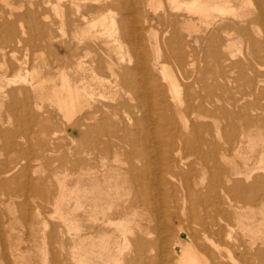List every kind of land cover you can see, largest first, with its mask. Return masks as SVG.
Segmentation results:
<instances>
[{"label": "rangeland", "instance_id": "obj_1", "mask_svg": "<svg viewBox=\"0 0 264 264\" xmlns=\"http://www.w3.org/2000/svg\"><path fill=\"white\" fill-rule=\"evenodd\" d=\"M52 1L0 0V82L6 92L13 91L0 96V264L79 263L74 238L79 221L86 235L93 236L87 242L90 264L107 260L90 253L98 239L121 247V257H127L130 239L138 236L147 241L145 259L128 264H177L176 252L190 240L216 254L222 264H264V10L258 23L250 27L245 22L259 7L264 9V0H230L233 10L211 9L209 15L192 13L190 0H184L186 5L156 0L162 3L156 10L150 0H60V8ZM214 1L218 3H209ZM90 5L111 12L114 37L90 23L97 16L88 11ZM92 66L96 76L88 70ZM33 71L44 80L45 100L35 98L29 84ZM122 76L127 84L119 83ZM64 77L74 87L82 77L85 82L92 78L88 83L98 84L95 92L104 83V91L113 93L111 98L94 93L92 102L89 96L81 98L86 102L69 121L51 87L60 89ZM159 87L170 103L171 94L173 102L192 99L195 108L179 114L188 128L173 107H162L163 96H154ZM130 118L137 124L126 128ZM243 127L248 134H241ZM128 162L135 173L148 175L131 178ZM62 184L69 187L67 201L58 199ZM76 200H81L79 208ZM104 215L111 216V224L102 220ZM204 225L211 226L207 234L214 243L203 236ZM126 228L135 233L128 231L124 243Z\"/></svg>", "mask_w": 264, "mask_h": 264}, {"label": "bare ground", "instance_id": "obj_2", "mask_svg": "<svg viewBox=\"0 0 264 264\" xmlns=\"http://www.w3.org/2000/svg\"><path fill=\"white\" fill-rule=\"evenodd\" d=\"M9 1V0H8ZM70 1H73V3H75L76 2V0H70ZM170 1H174V4L176 3V2H184V4L186 3L184 0H170ZM218 1V3L216 2V1H214V2H216L217 4H215V5H213V4H211V3H213V2H211V0L210 1H208V0H190V3H188L187 4V6L190 8V10L191 11H193L192 13H194L195 15H197L196 13H199V15L200 14H203V15H209L210 14V12H211V9H216V8H218V10L220 11H229V10H233V8H235V7H233V5H231V4H229V2H230V0H220V1H222V2H219V0H217ZM45 2H47V3H53V1L52 0H45ZM162 2V1H161ZM160 2V3H161ZM209 2H211V3H209ZM55 3L57 4L56 6L58 7V8H60V6H61V2H60V0H56L55 1ZM263 3V2H262ZM110 4V3H109ZM118 4H119V2H118ZM149 4H150V7L151 8H153V10H156L157 9V7L159 6H161L162 5V3H161V5L159 4L158 5V3H157V1L156 0H150L149 1ZM173 4V5H174ZM248 4V3H247ZM96 5V4H95ZM95 5H90L89 7H88V11L91 13V14H96L97 16L96 17H93V19H91L90 20V23H93V24H100L101 26H102V29H101V31L102 30H104L105 32H108L107 34L108 35H111L112 33L114 34L115 32H112V31H114V30H112L113 29V27L115 26L116 27V24L114 25V19L112 18L113 16L111 15H109V13H111V12H104L103 11V8L104 7H96ZM119 5H121V3L119 4ZM172 5V4H171ZM172 5V6H173ZM176 5V4H175ZM186 5V4H185ZM184 5V6H185ZM78 6H80V4L78 5V3H77V7ZM99 6V5H98ZM109 6V5H108ZM122 6V5H121ZM182 6H183V4H182ZM186 6V7H187ZM263 6H264V4H263ZM163 7V6H162ZM176 7V6H175ZM185 8V7H184ZM54 9V8H53ZM120 9H122V7L120 8ZM177 9V8H176ZM152 10V9H151ZM217 10V9H216ZM242 10L243 9H241L239 12H242ZM263 8L262 7H259L258 8V11H257V14H256V16L255 17H253V18H247V20L245 21V22H247V24H249V23H255L256 24V22L258 23L259 21H257V20H259V19H261V17H262V12H263ZM126 11V10H125ZM124 10H123V12L121 11V13L123 14L124 12H125ZM171 11V10H170ZM237 12V10H235L234 9V12ZM232 12V11H231ZM189 13L190 14H188V15H190V17H191V12L189 11ZM244 13L246 14V12H243V15H244ZM237 14H238V12H237ZM236 15V14H235ZM242 14L240 13V18H242V16H241ZM193 16V15H192ZM238 16V15H237ZM87 17V15H86V13L84 14V13H82V18L83 19H87L86 18ZM199 17V16H198ZM201 17L202 16H200V20H201ZM243 19V18H242ZM192 20V19H191ZM201 21H203V20H201ZM200 21V22H201ZM196 22V21H195ZM207 23V22H206ZM97 24V25H98ZM197 24L199 25V22H197ZM196 24V25H197ZM208 24V23H207ZM250 25V27H251V24H249ZM253 25V24H252ZM44 26H46V24L44 25ZM50 26V25H49ZM100 26V27H101ZM195 26V25H194ZM193 27V26H192ZM191 27V28H192ZM200 27V26H199ZM241 27V26H240ZM254 26H252V28H253ZM95 28H96V26H95ZM117 28V27H116ZM116 28H114V29H116ZM248 28V27H247ZM99 29V28H98ZM189 29V28H188ZM224 29V28H223ZM98 31V30H97ZM117 31H118V29H117ZM154 31V30H153ZM177 31V30H176ZM247 31V30H246ZM7 32H9V31H7ZM99 32V31H98ZM103 32V31H102ZM112 32V33H111ZM104 33V32H103ZM103 33H102V38L103 37H107V35H103ZM109 33H111V34H109ZM156 33V32H155ZM226 33V32H225ZM231 32H229V34H230ZM95 34V33H94ZM113 34H112V36H113ZM246 34V33H245ZM247 34H248V31H247ZM250 34V33H249ZM97 35V34H96ZM96 35H94V36H96ZM101 35V34H100ZM93 36V35H92ZM93 36V37H94ZM98 36H99V34H98ZM98 36H96V37H98ZM111 36V37H112ZM118 36V35H117ZM138 36V35H137ZM156 36V35H155ZM250 36V35H249ZM109 37V36H108ZM111 37H110V39H111ZM114 37V36H113ZM116 37V36H115ZM125 38H127V36L125 37ZM188 38V37H187ZM105 39V38H104ZM120 40V39H119ZM196 40V39H195ZM112 41H115V40H112ZM148 41V40H147ZM198 41V40H197ZM197 41H195L196 43H197ZM80 42V41H79ZM120 42V41H119ZM199 42V41H198ZM115 42H113V44H114ZM109 45H110V42H109ZM119 45V44H118ZM116 45H114V47H115ZM120 46V45H119ZM157 46V45H156ZM111 47H112V43H111ZM83 48V47H82ZM118 48V47H117ZM117 48H115L116 49V52H117ZM119 48H121V47H119ZM114 49V50H115ZM104 50V49H103ZM113 50V49H112ZM121 50H122V48H121ZM221 50V49H220ZM115 52V53H116ZM120 52V51H119ZM119 52H117L116 54L118 55V53ZM127 52V51H126ZM159 52V51H158ZM256 53V52H255ZM115 54V55H116ZM121 55H122V53H121ZM120 55V56H121ZM118 57V56H117ZM121 58V57H120ZM120 60V59H119ZM121 60H122V58H121ZM120 60V61H121ZM98 61H99V58H98ZM110 62V61H109ZM112 62H113V60H112ZM82 63V62H81ZM81 63H80V65H81ZM92 63H94V62H92ZM118 63H119V61H118ZM6 64V63H5ZM98 64V63H97ZM112 64H114V62L112 63ZM164 64V63H163ZM26 65V64H25ZM107 65H108V63H107ZM110 65L111 64H109V67H110ZM5 66V65H4ZM78 66H79V64H78ZM83 66V65H82ZM101 66V65H100ZM104 66V65H103ZM114 66V65H113ZM113 66H111V68L113 69ZM117 65L115 64V66H114V68L116 67ZM118 66H119V64H118ZM8 67V66H7ZM6 67V68H7ZM87 67V66H86ZM96 67V66H95ZM95 67H90L88 70H89V72H92V75H94L95 73V71H96V68ZM121 67H123V65L121 66ZM128 67H129V65H128ZM132 67V66H131ZM167 67V66H166ZM5 68V67H4ZM104 68V67H103ZM117 68V67H116ZM161 68V67H160ZM10 69V68H9ZM14 69V68H13ZM86 68H84V70H85ZM102 69V68H101ZM108 70H109V68H107ZM133 69H135V68H133ZM12 70V69H11ZM40 70V69H39ZM111 70V69H110ZM125 70V69H124ZM129 70V69H128ZM131 70H132V68H131ZM131 70H129V71H131ZM64 71V70H63ZM62 71V72H63ZM115 71V70H114ZM119 71V70H118ZM135 71V70H134ZM139 71V70H138ZM162 71V70H161ZM33 72H35V74L33 73V74H30L31 76L29 77V79H28V81H30V85L32 86V88H33V92H35L34 93V96H35V98H37V99H44V97L46 98V96L44 95V80L42 79V78H38V75L39 74H41L40 72H36V71H33ZM61 72V73H62ZM83 72V71H82ZM112 72V71H111ZM120 72V71H119ZM122 72V71H121ZM121 72H120V74H121ZM125 72H128V71H125ZM132 72V71H131ZM26 73H27V71H26ZM94 73V74H93ZM129 73V72H128ZM135 73V72H134ZM137 73H139V72H137ZM137 73H135V74H137ZM4 74V73H3ZM63 74H66V73H64L63 72ZM101 74V73H100ZM102 74H104V73H102ZM112 74H113V72H112ZM119 74V75H120ZM140 74V73H139ZM138 74V75H139ZM163 74V73H162ZM5 75V74H4ZM26 75V74H25ZM61 75V74H60ZM115 75V74H114ZM113 75V76H114ZM123 75V74H122ZM42 76V75H41ZM63 76V75H62ZM65 76V75H64ZM95 76H96V74H95ZM94 76V77H95ZM110 77H111V75H109ZM116 76H117V74H116ZM116 76H114V78L116 77ZM135 76V75H134ZM17 77V76H16ZM67 77V76H66ZM66 77H64L63 79L65 80V78ZM98 77V76H97ZM100 77V76H99ZM126 77V76H125ZM124 76H122V79L120 80L121 82H119V83H121L122 85L123 84H127L128 83V79L127 78H125ZM5 78V77H4ZM26 78V77H25ZM24 78V80H26ZM49 78V77H48ZM60 78H61V76H60ZM102 78V77H101ZM136 78V77H135ZM135 78H132V80L131 81H133V80H135ZM139 78V77H138ZM1 80L3 79V77H1L0 78ZM62 79V81H64ZM68 79V78H67ZM84 79H85V77H82V79H81V81L80 82H82L80 85H79V87H77V85L74 87V86H72L71 85V83H70V81L69 80H65L64 82H62L63 84H61V88L60 89H58V86H51L52 87V90H53V96H55V99L57 100V103L59 104V106H60V108L63 110V112L65 113V115L69 118L68 120L69 121H71V119L70 118H72L71 116H73L72 115V113L73 112H75V108H77V107H79L80 106V103H82V101L84 102H86V97H90L91 99H90V101L91 100H93L92 99V96L94 95V93H97L98 95H100V98L101 97H109L110 95H112V93L113 92H111V94H110V92L109 93H106L105 91H104V89H106V87H104V83L103 82H99V81H97L96 79H95V81H97L98 83H103L102 84V86H101V89L100 90H96L97 92H95V90H94V88H97L96 86L98 85V84H95L94 83V80H92L93 81V83H94V85H96L95 87H93L92 86V83H88V82H85L84 81ZM103 79H104V77H103ZM165 79V78H164ZM53 80V79H52ZM51 80V81H52ZM54 80H55V78H54ZM100 80V79H99ZM109 80V79H108ZM138 80V79H137ZM137 80H135V81H137ZM10 81V80H9ZM50 81V82H51ZM106 81V80H105ZM104 81V82H105ZM172 81V84L174 85V87H175V89H177L178 90V88H177V85H176V83L173 81V80H171ZM6 82H8L7 80H6ZM12 82H14V79H13V81ZM24 82V81H23ZM73 82V81H72ZM75 82V81H74ZM108 81H106V84H108L107 83ZM110 82V81H109ZM167 82V81H166ZM111 83V82H110ZM134 83V82H133ZM169 83H170V81H169ZM7 84V83H6ZM19 84V83H18ZM76 84V83H75ZM77 84H78V82H77ZM172 84H171V86H172ZM8 85V84H7ZM108 85H110V84H108ZM107 85V86H108ZM111 85H113V84H111ZM110 85V86H111ZM115 85V84H114ZM167 85H169V84H167ZM4 86H5V83L4 82H0V96L1 95H5V94H12V92L13 91H7L6 92V90L4 89ZM99 86H100V84H99ZM98 86V87H99ZM109 86V87H110ZM128 86H130V84L128 85ZM133 86H134V84H133ZM139 86V85H138ZM46 87V86H45ZM117 87L118 86H116L114 89H117ZM135 87V86H134ZM170 87V86H169ZM31 88V89H32ZM138 88V87H137ZM137 88H135V89H137ZM114 89H113V91H114ZM160 89H161V87H159L158 88V90L156 91V93L154 92L153 94H154V96L156 95L157 96V98H160L159 97V95H161V96H163V98H165V100H166V102L165 103H162V107H165V108H169V107H173V109L175 110V113L176 114H181L182 116H183V114H185L186 113V110H189V108L192 110V108L194 109L195 108V106L192 104V99H190L189 101H188V103L187 104H185V100H182V101H184L183 102V104H182V101L180 102V100L178 101V100H175L174 102H173V100H174V98H172L173 97V94H171L172 96H171V99L170 100H172V103H173V105H172V103H170V101H168L167 100V98H166V96H165V94H163L162 92H160ZM175 89H174V92H175ZM49 90V89H48ZM110 90V88L108 89V91ZM138 90V89H137ZM47 91V90H46ZM136 91V90H135ZM51 92V91H50ZM115 92H117L118 93V90L117 91H115ZM114 92V93H115ZM137 92V91H136ZM153 92V91H152ZM178 92V91H177ZM52 93V92H51ZM116 93V94H117ZM138 93H139V95H140V97H141V95H142V91L140 92V91H138ZM136 94V93H135ZM51 95V94H50ZM44 96V97H43ZM117 96V95H116ZM175 96H177V95H175ZM83 97H85L84 99H81V98H83ZM178 97V96H177ZM54 98V97H53ZM110 98H111V96H110ZM47 99V98H46ZM99 99V98H98ZM104 99V98H103ZM106 99V98H105ZM104 99V100H105ZM112 99H114V98H112ZM181 99V98H180ZM45 100V99H44ZM106 100H108V99H106ZM124 100V99H123ZM125 100H128V99H125ZM87 101H89V100H87ZM89 101V102H90ZM130 101V100H129ZM177 101V102H176ZM92 102V101H91ZM95 102V101H94ZM127 102V101H126ZM187 102V101H186ZM38 103V102H37ZM88 103V102H87ZM125 103V102H124ZM140 103V102H139ZM137 104V105H140V104ZM55 104V103H54ZM108 104V103H107ZM123 104V103H122ZM122 104H121V107H122ZM130 104V103H129ZM159 102L158 103H156L155 105L156 106H159ZM35 105V104H34ZM85 105V104H84ZM104 105V104H103ZM112 105V104H111ZM125 105V104H124ZM142 105V104H141ZM143 105H145V104H143ZM38 106V108H40L39 107V105H37ZM59 106H57V107H59ZM110 106V105H109ZM117 106H119V105H117ZM130 106H131V104H130ZM35 107V106H34ZM83 107V106H82ZM107 107V106H106ZM120 107V106H119ZM124 107V106H123ZM127 107V106H126ZM144 107V106H143ZM88 108H89V106H88ZM108 108V107H107ZM128 108V107H127ZM137 108V107H136ZM158 108V107H157ZM84 109V108H83ZM170 109H172V108H170ZM80 109H78V110H76V111H79ZM92 110H94L93 108H92ZM118 110V109H117ZM97 112H98V110H96ZM100 111V110H99ZM160 111V110H159ZM142 112H145V109L142 111ZM76 113V112H75ZM75 113H73V114H75ZM78 113V112H77ZM79 113H80V111H79ZM82 113V112H81ZM183 113V114H182ZM143 114H147V113H142V115ZM125 115V114H124ZM175 115V114H174ZM181 115H179V118L182 120L181 122H182V126L186 129V128H188V123H187V121H186V119L185 118H183ZM77 115H75V117H76ZM83 116V115H82ZM145 116V115H144ZM186 116V115H185ZM102 117H104V116H101V118ZM74 118V117H73ZM77 118V117H76ZM86 118H87V116H86ZM82 119V118H81ZM83 119H85V118H83ZM129 118H127V120H128ZM132 118H130V120H131ZM136 119V118H135ZM131 120L132 122H130V120H129V122L130 123H128V125H127V127L126 128H130L131 126H134V125H136L137 124V120ZM76 120H78V119H76ZM126 120V121H127ZM89 121V120H88ZM78 122V121H77ZM120 122H122V121H120ZM84 123V122H83ZM127 123V122H126ZM124 124V123H123ZM63 125V124H62ZM79 126V125H78ZM84 126H86L85 124H84ZM80 127V126H79ZM125 127V126H124ZM137 127H138V125H137ZM195 128H197V125H195L194 126ZM78 129V127L76 126V125H74L73 124V129ZM82 128H84L83 126H82ZM133 128V127H132ZM140 128V127H139ZM123 129V128H122ZM125 129V128H124ZM79 130V129H78ZM114 130V129H113ZM116 131V130H115ZM132 131V130H131ZM136 131V130H135ZM139 131V130H138ZM137 131V132H138ZM142 131V130H141ZM241 131H243V132H241V134H248V132H247V128H245V127H243L242 128V130ZM1 132V131H0ZM112 132V131H111ZM118 132V131H117ZM129 132V131H128ZM127 132V133H128ZM237 132H239V131H237ZM110 133V132H109ZM130 133V132H129ZM136 133V132H135ZM134 133V134H135ZM112 134V133H111ZM131 134V133H130ZM133 135V134H132ZM136 135H137V133H136ZM237 135V134H236ZM217 136V135H216ZM132 137V136H131ZM134 137V136H133ZM142 137V136H141ZM144 137V136H143ZM142 137V138H143ZM217 137H219V136H217ZM109 138V137H108ZM239 138H241V136L239 137ZM132 139V138H131ZM134 139V138H133ZM144 139V138H143ZM233 139H234V137H233ZM237 139H238V136H237ZM236 139V140H237ZM232 140V139H231ZM130 142V141H129ZM132 142H134V141H132ZM232 142V141H231ZM230 142V143H231ZM240 141L239 140H237L236 141V144L235 145H239L238 143H239ZM187 144H188V142H186ZM229 143V144H230ZM75 144V143H74ZM228 144V145H229ZM217 145V144H216ZM228 145H227V147H228ZM183 146H184V144H183ZM212 147L211 148H213V146L214 145H211ZM231 146H233V144L231 145ZM230 148V147H229ZM135 149V148H134ZM240 149V148H239ZM101 150V149H100ZM178 150H179V148H178ZM136 152H137V150H135ZM142 151V150H141ZM213 151H215V150H213ZM231 151V150H230ZM229 151V152H230ZM102 152H104V151H102ZM133 152V151H132ZM140 152V151H139ZM237 152V151H236ZM46 153V152H45ZM142 154L141 155H143L144 154V156H146V158L148 159V156L147 155H145V152H141ZM177 153V152H176ZM221 153H223L222 152V150H221ZM129 154V153H128ZM230 154V153H229ZM149 155V154H148ZM167 155V154H166ZM164 156V157H167V156ZM170 155V154H169ZM172 155H174L175 156V154H172ZM143 156V157H144ZM183 156V155H182ZM210 156V155H209ZM216 156V155H215ZM115 157H117V155H115ZM151 157V156H150ZM171 157V156H170ZM177 157V156H176ZM184 157V156H183ZM104 158V157H103ZM119 157H117V159H118ZM131 158V157H130ZM129 158V159H130ZM146 158L144 157V159H145V162L147 161L146 160ZM227 158V157H226ZM225 157H224V162H226L227 160H225L226 159ZM264 158V157H263ZM133 159H135V156H134V158ZM173 158H171V160H172ZM179 159V158H178ZM182 159V158H181ZM216 159V158H215ZM228 159H231V158H228ZM79 160V159H78ZM148 160H150V159H148ZM174 160H175V158H174ZM183 160V159H182ZM133 161V160H132ZM134 161H136V160H134ZM179 161V160H178ZM185 161H187V160H185ZM185 161H184V163H185ZM229 161V160H228ZM233 161V160H232ZM259 161H261V160H259ZM64 162V161H63ZM87 162V161H86ZM144 162V163H145ZM69 163V162H68ZM75 163H77V162H75ZM150 163H151V161H150ZM183 163V162H182ZM188 163V162H187ZM128 164H129V162H128ZM167 164V163H166ZM169 164V163H168ZM181 164V163H180ZM76 165V164H75ZM78 165V164H77ZM130 165V164H129ZM131 165H133V163L131 164ZM130 165V167H128V169L126 170V172L127 173H129L128 175H130L131 176V178L133 177L134 179L136 178V180L138 179V180H141V176L143 175V173H144V171L143 170H141V171H136V173H135V167H133V166H131ZM138 165V164H137ZM140 165H142V164H140ZM139 165V166H140ZM151 165V164H150ZM173 165V164H172ZM149 166V165H148ZM169 166V165H168ZM176 166H178L177 164H176ZM78 167V166H77ZM150 167V166H149ZM156 167H158V166H156ZM152 168V167H151ZM167 168V167H166ZM238 168V167H237ZM154 169V168H153ZM239 169V168H238ZM146 170V169H145ZM147 170H148V167H147ZM160 170V169H159ZM164 170V169H163ZM177 170H178V167H177ZM240 170V169H239ZM246 171V170H245ZM159 173V172H158ZM169 173V172H168ZM228 173V172H227ZM237 173V172H236ZM239 173V172H238ZM244 173V172H243ZM144 174H146V176L148 175V173H144ZM167 174V173H166ZM165 174V175H166ZM172 174V173H171ZM240 174V173H239ZM158 175V174H157ZM171 177H173L172 175H170ZM181 176V175H180ZM81 177V176H80ZM145 177V176H144ZM167 177H169V176H167ZM95 178V177H94ZM160 178H162V175L160 176ZM159 178V179H160ZM178 178V177H177ZM97 179V178H96ZM179 179H181V177L179 178ZM79 180L81 181V178H79ZM79 180H77V181H79ZM145 180V179H144ZM76 182L77 184H79V183H81V182ZM150 181H151V179H150ZM159 181V180H158ZM187 181V180H186ZM62 182H64L65 183V181H62ZM61 182V183H62ZM188 182H189V179H188ZM148 183V182H147ZM181 183V182H180ZM186 183V182H185ZM144 184L145 183H143V186H144ZM202 184V183H201ZM81 185V184H80ZM192 185V184H191ZM2 186H3V184H2ZM1 186V187H2ZM5 186V185H4ZM62 186V187H61ZM59 188H61V189H59L60 191H61V196H59L58 197V199L61 197V199L63 200V201H67L68 200V197H66V196H69V194L67 195L65 192H67V190H69V187H64L65 186V184H64V186H63V184L61 185ZM79 186V185H78ZM138 186V185H137ZM148 185L146 184V187H147ZM82 187V186H81ZM111 187V186H110ZM139 187V186H138ZM185 187V186H184ZM66 188H68L67 190H66ZM93 188V187H92ZM147 188H149V187H147ZM192 188H194L195 189V187H193L192 186ZM73 189H75V188H73ZM109 189V188H108ZM112 189V188H111ZM79 191H80V188L78 189ZM82 190V189H81ZM144 190H145V188H144ZM193 190V189H192ZM59 191V192H60ZM73 191V190H72ZM71 191V192H72ZM79 191H78V194H79ZM69 192V191H68ZM92 192V191H91ZM94 192H95V190H94ZM112 192V191H111ZM70 193V192H69ZM75 193V192H74ZM71 194H73V192L71 193ZM74 195V194H73ZM73 195H71V196H73ZM80 195V194H79ZM138 195H139V192H138ZM75 196V195H74ZM76 196H78L77 195V193H76ZM75 196V197H76ZM259 196H261V195H259ZM80 197V196H79ZM78 197V198H79ZM77 198V197H76ZM148 198V197H147ZM150 198V197H149ZM80 199V198H79ZM151 199V198H150ZM96 200V199H95ZM258 200V199H257ZM260 200V199H259ZM81 201V200H80ZM79 200L77 201L76 200V202L77 203H75L74 205H77L76 207H78L79 208V206H82L81 205V203H78V202H80ZM60 202V201H59ZM69 202V201H68ZM203 202V201H202ZM264 202V201H263ZM60 203H62V202H60ZM62 204H64V202L62 203ZM66 205H67V203H65ZM69 204H70V202H69ZM65 205V206H66ZM73 205V204H72ZM55 206H57L58 207V205L56 204ZM60 206V205H59ZM85 206V205H84ZM175 206V205H174ZM264 206V205H263ZM62 207V206H61ZM60 207V208H61ZM66 207H68V205L66 206ZM92 207V206H91ZM185 207V206H184ZM183 207V208H184ZM63 209H64V207H62ZM70 208V207H69ZM67 209V208H66ZM71 209V208H70ZM76 209V208H75ZM94 209H96L95 207H94ZM60 209H58V211H59ZM72 210V209H71ZM57 211V210H56ZM63 211V210H62ZM61 211V212H62ZM65 211V210H64ZM69 210L67 209V212H68ZM93 211V210H92ZM39 213V212H38ZM63 213H66V212H63ZM91 213H93V212H91ZM106 213V212H105ZM166 213H167V211H166ZM165 213V214H166ZM59 214H61L60 212H59ZM172 215V214H174V215H176V213L175 212H169V213H167V215ZM62 215V214H61ZM72 216V215H71ZM63 217V216H62ZM63 219V218H62ZM66 219H67V217H66ZM66 219H65V221H66ZM92 219H94V220H96V219H98V217H96V216H91V220ZM214 219H216V218H214ZM71 220H72V218H71ZM102 220L104 221V222H106V224L108 223H110L111 222V216L110 215H104L103 216V218H102ZM77 221H79V218H77ZM76 221V222H77ZM202 221V223H203V220H201ZM79 222H81V221H79ZM78 222V223H79ZM99 222V221H98ZM114 222V221H113ZM124 222V221H123ZM136 222V221H135ZM217 222V221H216ZM77 223V225H76V232L74 231V238L76 239L75 241L77 242V248L75 247V250L77 249L78 251H77V257H78V255H79V257L78 258H80L79 259V263H77V264H90V261H91V259L90 258H92L91 256L89 257L88 256V254H89V251H87V242H88V240H90V237H93L92 235H89V236H87L86 235V233H85V231H84V228H83V225H82V223H81V225L80 224H78ZM120 223V222H119ZM68 224V227L69 226H72L73 227V225L71 224V225H69V223H67L66 222V225ZM111 224V223H110ZM166 224V223H165ZM120 225V224H119ZM179 225V224H178ZM123 226V225H122ZM246 226H248V225H246ZM245 226V228H250L249 226L248 227H246ZM136 227H138L139 229H140V231H142V225H141V223H139V222H136ZM163 227H164V225H163ZM180 227V226H179ZM209 227H211V226H206V225H204V227L202 228V230H203V236L205 237V239H207V241H210L211 243H214V242H212V240L210 239V237L208 236V234H207V230L209 229L210 230V228ZM260 227V226H259ZM124 228V227H123ZM165 228V227H164ZM254 228V227H253ZM257 228V227H256ZM263 228V227H262ZM261 228V229H262ZM247 229V230H248ZM124 230V229H123ZM257 230V229H256ZM122 231V230H121ZM128 231L129 232H131V233H135V231L132 229V228H126L124 231H122L123 232V236H122V239H123V242L124 243H126V240L128 241ZM248 231H250V229L248 230ZM254 231V230H253ZM258 231H261L260 229H258ZM72 232V231H71ZM122 232H120V233H122ZM251 232V231H250ZM70 232H68L67 234H69ZM182 233V232H181ZM66 234V233H65ZM188 235H189V233H187ZM136 235H138V234H136ZM181 235V234H180ZM184 235V234H183ZM190 236V235H189ZM71 237V236H70ZM73 237V236H72ZM71 237V238H72ZM95 237V236H94ZM161 237V236H160ZM73 238V239H74ZM198 240V239H197ZM177 241V240H176ZM73 242V241H72ZM94 242V241H93ZM122 242V243H123ZM178 242V241H177ZM195 242V241H194ZM120 243V242H119ZM123 243V244H124ZM74 244V243H73ZM179 244V243H178ZM125 245V244H124ZM130 245H131V249H132V253L131 254H127V257H124V256H122L121 257V253H122V250L120 249L121 247H115V248H113L112 246H109V242H107V241H105V240H103V239H98V241L95 243V244H92V249L90 250V253H92V254H94V256H96V257H100V259L102 258V259H104V257L107 259L106 261H103V264H118V262L116 261V260H118V259H120V260H122L124 263H126V264H128V263H135V262H137V263H139L140 262V260H143L144 261V259H145V255H144V249L147 247V241H143L142 239H140V237L138 236V237H135V238H132V239H130ZM165 244L163 243V245H162V243H161V248H162V246L163 247H165L164 246ZM206 245V244H205ZM168 246V245H167ZM166 246V247H167ZM207 246H209V245H207ZM181 249L179 250L180 252L178 253V252H176V255H175V257H176V261H177V264H222V261L218 258V256L216 255V254H213V253H207V252H205V251H202V250H200V248L198 247V246H196V245H194V243H192L191 242V240H190V242H187V243H185V244H181ZM72 248H74V246L72 245ZM71 248V249H72ZM206 248V247H205ZM123 249H125V248H123ZM162 249H164V248H162ZM74 250V249H73ZM72 250V252H74ZM126 250V249H125ZM71 251V250H70ZM165 251V250H164ZM169 251V250H168ZM168 251H166V252H168ZM76 252V251H75ZM109 252H111V257L110 258H112L113 260H111V259H109V255L107 254V253H109ZM76 255V254H75ZM235 254H231L230 256H231V259L233 260V261H237V259L235 258V256H234ZM89 257V258H88ZM174 257V258H175ZM122 258V259H121ZM89 259H90V261H89ZM94 259H95V257H94ZM94 259H92L93 261H94ZM100 261V260H99ZM116 261V262H115ZM76 262H78V259H77V261ZM174 262V261H173ZM95 263V262H94ZM94 263H92V264H94ZM21 264V263H20ZM95 264H97V263H95Z\"/></svg>", "mask_w": 264, "mask_h": 264}]
</instances>
